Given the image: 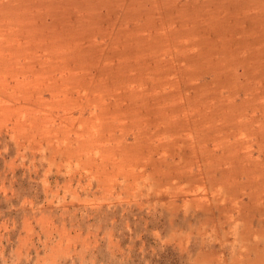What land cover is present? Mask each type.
<instances>
[{
    "label": "rangeland",
    "instance_id": "1",
    "mask_svg": "<svg viewBox=\"0 0 264 264\" xmlns=\"http://www.w3.org/2000/svg\"><path fill=\"white\" fill-rule=\"evenodd\" d=\"M137 259L264 264V0H0V264Z\"/></svg>",
    "mask_w": 264,
    "mask_h": 264
},
{
    "label": "trees",
    "instance_id": "2",
    "mask_svg": "<svg viewBox=\"0 0 264 264\" xmlns=\"http://www.w3.org/2000/svg\"><path fill=\"white\" fill-rule=\"evenodd\" d=\"M167 253H168V252H167ZM167 253H157V254H154V255L152 256V259H154L155 256L158 255L159 260H161V259H163V258L167 255ZM146 257L149 259L151 256L148 255V256H146ZM150 260H151V259H150ZM137 261L140 262L141 264L144 263V259H141V260L137 259Z\"/></svg>",
    "mask_w": 264,
    "mask_h": 264
},
{
    "label": "bare ground",
    "instance_id": "3",
    "mask_svg": "<svg viewBox=\"0 0 264 264\" xmlns=\"http://www.w3.org/2000/svg\"><path fill=\"white\" fill-rule=\"evenodd\" d=\"M69 81V80H68Z\"/></svg>",
    "mask_w": 264,
    "mask_h": 264
}]
</instances>
